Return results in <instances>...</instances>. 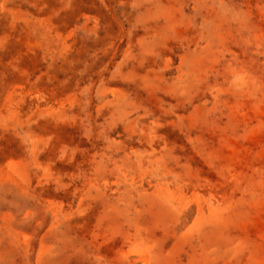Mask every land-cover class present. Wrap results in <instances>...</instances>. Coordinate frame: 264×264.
Here are the masks:
<instances>
[{
  "label": "rangeland",
  "instance_id": "rangeland-1",
  "mask_svg": "<svg viewBox=\"0 0 264 264\" xmlns=\"http://www.w3.org/2000/svg\"><path fill=\"white\" fill-rule=\"evenodd\" d=\"M0 253L264 264V0H0Z\"/></svg>",
  "mask_w": 264,
  "mask_h": 264
},
{
  "label": "bare ground",
  "instance_id": "bare-ground-1",
  "mask_svg": "<svg viewBox=\"0 0 264 264\" xmlns=\"http://www.w3.org/2000/svg\"><path fill=\"white\" fill-rule=\"evenodd\" d=\"M1 11H2V10H1ZM50 20H51V19H50ZM3 21H4V20H3ZM35 23H37V22L35 21ZM30 24H31V23H30ZM32 24H33V23H32ZM34 25H35V24H34ZM32 26H33V25H32ZM39 26H40V25H39ZM45 27H46V26H45ZM45 27L43 26V28H45ZM43 28H42V29H43ZM49 28H50V26H49ZM34 29H36V26H35V28H33V30H34ZM45 29H47V28H45ZM50 29H51V28H50ZM44 31H45V33H46V30H44ZM51 32H52V31H51ZM45 35L48 36V34H44V36H45ZM50 35H52V33H51ZM53 35H54V34H53ZM54 36H55V35H54ZM42 39H44V38H42ZM48 39H49V38H48ZM48 39L45 38V40H47V41H48ZM53 39L59 40V38H58V39H57V38H53ZM45 40H43V41H45ZM51 41H52V39H50V42H51ZM55 42H56V41H55ZM60 42H61V41H60ZM45 43H47L46 45H48V42H45ZM52 44H53V43H52ZM63 48H65V47H63ZM48 49H49V48H48ZM66 64H67V63H66ZM14 100H15V99H14ZM11 102H13V101H11ZM18 102H19V101H18ZM62 102H63V101H62ZM69 102H70V101H69ZM63 104H64V103H63ZM69 104H70V103H69ZM72 105H73V104H72ZM10 106H11V105H10ZM10 106H9V108H10ZM11 107H12V106H11ZM16 107H18V105L15 106L14 109H16ZM52 107H53V106H52ZM9 108H8V109H9ZM58 108H59V107H58ZM65 108H66V107H65ZM34 109H35V108H34ZM10 110H11V109H10ZM63 110H64V109H63ZM65 110H66V109H65ZM12 111H13V109H12ZM55 111H58V110L56 109V110H54V112H55ZM13 112H14V111H13ZM63 112H64V111H63ZM8 113H10V112H8ZM11 113H12V112H11ZM51 113H52V112H51ZM56 113H57V112H56ZM60 113H62V111H61ZM60 113H59V114H60ZM9 115H10V114H9ZM20 115H21V114H20ZM33 115H34V114H33ZM16 116H17V115H16ZM24 116H25V115H24ZM58 116H59V115H58ZM14 117H15V116H14ZM30 117H31V116H30ZM36 117H37V116H36ZM15 118H16V117H15ZM4 119H5V122H6L7 119H6V118H4ZM12 119H13V118H12ZM29 119H30V118H28V121H29ZM35 120H36V119H35ZM35 120H34V121H35ZM45 120H46V119H45ZM11 121H12V120H11ZM24 121H25V120H24ZM24 123H25V122H24ZM27 124H28V122H27ZM27 124H26V125H27ZM32 135H33V134H32ZM49 136H51V135H49ZM40 137H42V136H40ZM35 138H36V137H35ZM32 139H33V138H32ZM44 139H46V138H44ZM40 140H41V139H40ZM45 141H47V140H45ZM43 142H44V141H43ZM43 142H41V143L43 144ZM41 143H40V144H41ZM40 144H39V145H40ZM44 144L46 145V143H44ZM36 145H37V144H36ZM39 145H38L37 147H39ZM41 147H42V146H41ZM44 147H45V146H44ZM36 149H38V148H36ZM35 155H36V154H35ZM51 155H52V154H51ZM51 155H50V156H51ZM49 159H50V158H49ZM50 160H51V159H50ZM52 161H53V160H52ZM10 162H11V161H10ZM20 162H21V161H20ZM20 162H19V163H20ZM11 163H12V162H11ZM19 163H16L17 166H18ZM12 165H13V164H12ZM12 165H11V166H12ZM19 166H20V165H19ZM12 168H14V167L12 166ZM12 168H11V169H12ZM24 168H25V167H24ZM17 169H18V167H17ZM27 169H28V168H27ZM49 169H50V168H49ZM12 170H13V169H12ZM14 170L16 171V167L14 168ZM18 170H19V169H18ZM18 170H17V171H18ZM23 171H24V170H23ZM23 171H22V172H23ZM18 173H19V172H18ZM25 173H26V171H25ZM19 174H22V173H19ZM22 175H23V174H22ZM25 175H26V174H25ZM24 177H25V176H24ZM27 178H28V177H27ZM22 179H23V178H22ZM25 179H26V178H24V180H25ZM24 180H23V181H24ZM24 182H25V181H24ZM42 185H43V184H42ZM220 201H221V200H220ZM222 201H223V200H222ZM222 201H221V202H222ZM221 202H220V203H221ZM216 204H217V202H216ZM51 206H52V205H51ZM53 206H54V205H53ZM218 207H219V206H218ZM220 207H221V206H220ZM55 208H56V207H55ZM61 208H62V207H61ZM61 208H60V209H61ZM86 208H87V207H86ZM79 209H80V207H79ZM82 209H83V208H82ZM82 209H80V210H82ZM84 209H85V208H84ZM88 209H89V208H88ZM207 209H208V208H207ZM75 210H76V209H75ZM86 210H87V209H86ZM215 210H216V209H215ZM218 210H219V208H218ZM63 211H64V210H63ZM73 211H74V210H73ZM78 211H79V210H78ZM75 212H76V211H75ZM86 212H87V211H86ZM62 214H63V213H62ZM67 214H68V213H67ZM72 214H73V213H72ZM78 216H79V215H78ZM70 217H71V215H70ZM79 217H80V216H79ZM63 218H65V217H63ZM68 218H69V217H68ZM228 218H229V217H228ZM62 220H63V219H62ZM68 221H69V220H68ZM225 221H226V220H225ZM62 222H63V221H62ZM66 222H67V221H66ZM218 222H219V221H218ZM139 224H140V223H138V225H139ZM138 225H137V226H138ZM229 225H230V224H229ZM229 225H228V226H229ZM144 228H145V227H144ZM144 228H143V229H144ZM224 228H225V227H224ZM136 229H137V228H136ZM144 233H145V232H144ZM144 233H143V234H144ZM135 234H136V232H135ZM145 234H146V233H145ZM147 234H148V233H147ZM139 235H140V234H139ZM135 236H138V235H135ZM140 236H141V235H140ZM143 236H144V235H143ZM145 237H146V236H145ZM135 238H136V237H135ZM130 239H131V238H130ZM136 239H137V238H136ZM141 239H142V238H141ZM148 239H149V238H148ZM151 239H153V238H151ZM132 240H133V239H132ZM134 240H135V239H134ZM142 240L144 241V239H142ZM153 240H154V239H153ZM153 240H152V241H153ZM143 241H142V244H143ZM134 242H136V240H135ZM137 242H138V241H137ZM149 242H150V241H149ZM154 242H155V241H154ZM154 242H152V243L154 244ZM47 244H48V243H47ZM130 244H131V243H130ZM44 245H45V244H44ZM148 245H149V244H148ZM151 245H152V244H151ZM42 249H43V248H42ZM129 249H130V246H129ZM139 251H140V250H139ZM0 254H1V253H0ZM44 254H47V253L45 252ZM129 255H130V254H129ZM131 255H132V254H131ZM0 258H1V256H0ZM3 258H4V257H2V259H0V260H3ZM44 258H45V257H44ZM146 258H147V256H146ZM151 258H152V257H151ZM145 261H146V260H145ZM147 261H148V260H147ZM149 262H150V260H149ZM147 263H148V262H147Z\"/></svg>",
  "mask_w": 264,
  "mask_h": 264
}]
</instances>
